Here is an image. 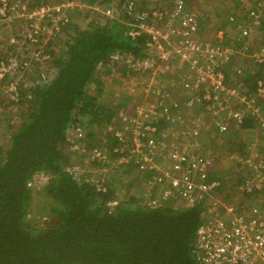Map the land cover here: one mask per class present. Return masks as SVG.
I'll return each instance as SVG.
<instances>
[{
    "label": "built area",
    "instance_id": "built-area-1",
    "mask_svg": "<svg viewBox=\"0 0 264 264\" xmlns=\"http://www.w3.org/2000/svg\"><path fill=\"white\" fill-rule=\"evenodd\" d=\"M158 1L137 9L136 0H126L122 7L100 9L104 18L123 24L129 39L145 37L144 54L115 52L98 63L118 74L114 81L130 102L105 124L101 146L86 147L81 128L68 129L74 159L65 170L102 192L106 177L134 172L136 183L152 191L144 198L147 205L201 206L192 246L196 264H264V139L232 154L242 174L236 191L247 197L239 207L215 196L220 181L210 176L213 162L196 152L202 132L224 133L231 123L238 127L250 120L264 138V0L245 9L237 33L225 43L221 36L198 37L201 17L186 0ZM70 6L82 11L83 0L34 6L28 0H0V24L24 22L19 44L0 56V92L10 101L19 99L21 73L50 57L49 41L69 23ZM231 14L230 20L238 17ZM238 58L246 61V71L234 68ZM168 77L184 97L170 95Z\"/></svg>",
    "mask_w": 264,
    "mask_h": 264
},
{
    "label": "trees",
    "instance_id": "trees-1",
    "mask_svg": "<svg viewBox=\"0 0 264 264\" xmlns=\"http://www.w3.org/2000/svg\"><path fill=\"white\" fill-rule=\"evenodd\" d=\"M253 1L235 0L238 17L230 20L228 14L220 27L234 30ZM83 25L67 23L66 47L42 62V77L32 80L29 97L23 93L13 103L0 92V107L10 112L0 118L6 120L0 144V264H196L192 246L201 206L151 207L144 191L133 188L136 175L106 177L102 192L65 170L72 161L71 125L85 121L102 128L115 114L107 93L113 81L98 63L115 52L144 54L145 37L129 39L115 19L96 17ZM14 32L3 55L21 40ZM40 174L48 180L34 191ZM222 189L217 194L229 198ZM41 197L48 201L45 214L55 219L37 227L29 215Z\"/></svg>",
    "mask_w": 264,
    "mask_h": 264
},
{
    "label": "crops",
    "instance_id": "crops-1",
    "mask_svg": "<svg viewBox=\"0 0 264 264\" xmlns=\"http://www.w3.org/2000/svg\"><path fill=\"white\" fill-rule=\"evenodd\" d=\"M36 1V2H35ZM28 0V3H30L31 6L34 5H38V4H43L46 2H54V1H59V0ZM126 0H101V1H97V0H83V4L84 6L82 7V11L78 10L75 6H70L69 8H67V14L69 16V23L73 22L75 25L79 26V27H84V23L90 22L91 20H95L96 17H103V15L100 13V9H102L103 7L106 6H113V7H122L125 4ZM171 0H159L158 4H166L169 3ZM137 4H136V8H142V7H152L151 3L149 2V0H136ZM192 11L197 12V13H201L199 12L198 9L195 8H190ZM127 20H131V17H126ZM82 21V23H81ZM13 25L16 24L15 27V31H18L16 33V35H18V33L21 34L23 26H24V22L20 19L17 20H13L11 22ZM67 24H64L62 26V30L64 29V27ZM69 25V24H68ZM9 28H14L12 27V25H9ZM9 28L6 29V27L2 26L0 27V38L1 37H5L3 40H5V43H9L10 42V38L14 37V31L9 30ZM68 28V26H67ZM10 33H9V31ZM62 30L60 31V33L55 34L51 40L49 41V48H50V57L52 56L51 53H58L60 50H63L66 46L63 42V37L64 34L62 33ZM238 28L236 27L234 30L230 29V30H223V29H216L213 30L212 32V36L210 38V40H214L215 38L221 36L222 38V43H225L229 40H232L233 35L237 33ZM20 31V32H19ZM234 33V34H233ZM8 34V36H7ZM10 35V37H9ZM260 37H257V39H259ZM20 41V40H19ZM260 42L264 43V40L262 38H260ZM42 64V63H41ZM38 64V65H33V67L28 68L26 71H24L23 73H21L20 75V79H19V99L17 101H11L13 103H18L23 96V93H26L25 97H29V92L28 89L31 86L32 80H37L39 79L40 81V76L42 77V65ZM233 66L234 68L239 66L241 68H243L245 71L247 70V64L246 61L243 59V61L240 60V62H235V60L233 61ZM181 70H177V72H180ZM108 73L106 74L108 76ZM250 77L251 74L249 73ZM168 80H170V78H166ZM234 79L231 77L229 79V83H231ZM166 89L169 91L170 95L172 97H184V94H181L180 92H178L175 88L173 89V80L167 81V84H165ZM114 115V114H113ZM111 119V118H110ZM109 119V120H110ZM248 121V122H247ZM108 122V121H107ZM105 122L104 125L102 126V128H99L97 130V138H95V143H92L89 145V142L87 140V135H86V131L88 128V125L85 123V121H80V123H73L71 126H79L84 134V139H83V143L86 147L91 148L93 145H99L101 146V140L102 138L105 136L106 132L104 131V126L107 123ZM246 122V123H245ZM243 123H245V126H242V124L238 127H235L233 123L230 124V130H228L227 132H224L222 135L223 139L221 140V144L223 148H227L230 146L229 142V136L233 133H241L243 134V132H247L251 131V133H258V137L256 138V143H261V141L264 139L262 137V134L259 131V128L254 125L250 120H246ZM244 125V124H243ZM88 132V131H87ZM71 132L67 131V136H68V140L70 137H72V135L70 134ZM89 133V132H88ZM215 133H218L217 131H214L213 129H209L207 131L202 132L198 137H197V142H198V146L196 148V152L208 157L209 159H211V161L213 162V171L211 172L210 176L214 177L216 179H218L220 181L219 187L223 188L222 190H224V188H226L225 192L228 193L232 198H222V194H217V190L215 192V196L218 199L221 200H226L229 203H235L237 205V207L241 206V205H245L246 201H247V197H242L240 196L237 191H236V185L241 177V171L239 169V165L236 163V161L232 158V153L238 151L239 149L246 148L247 149L250 147L249 146V140H244V141H240L238 143V145L233 148L232 150L228 151L225 153V156L227 157L226 159L228 160L227 162H229L230 168L232 169V174L228 175L230 173H225L223 169L221 170H217L216 169V165H219V163H222V158L219 160V162L214 158V156L212 154H208L206 153L205 150V144L206 142H210L213 145H219V143H217V141L215 140ZM207 135H211L212 138L206 137ZM252 136V135H251ZM241 136H239L240 138ZM91 143V142H90ZM242 148V149H243ZM236 149V150H235ZM69 151V150H68ZM230 153V154H229ZM69 154L71 155V159H74V156L69 152ZM228 155V156H227ZM231 155V156H230ZM75 157H77V153H75ZM131 172V170L129 171V173ZM125 176V174H123ZM132 176H134V172L132 173ZM136 184V183H135ZM142 187V191H144V196H151L152 195V191H146V188L141 185ZM229 188H232L229 189ZM141 191V189H140Z\"/></svg>",
    "mask_w": 264,
    "mask_h": 264
},
{
    "label": "rangeland",
    "instance_id": "rangeland-1",
    "mask_svg": "<svg viewBox=\"0 0 264 264\" xmlns=\"http://www.w3.org/2000/svg\"><path fill=\"white\" fill-rule=\"evenodd\" d=\"M186 4L188 5V8H195L199 10V12H201L200 14L197 13L200 17H201V22L202 25L199 27V31H198V37L203 38V39H210L212 36V32L213 30H216L218 28L222 29L220 27V21H222L224 19L225 16H227L228 14L232 15L231 13H235L237 10L235 9L236 4H235V0H186ZM235 4V6H234ZM251 5V3H247V7H249ZM246 7V8H247ZM219 16V18H218ZM82 23V21H81ZM12 25V27L14 28H9V25ZM4 27L9 28V30L14 31L16 24H12L11 22L9 23H3L1 24ZM8 30V31H9ZM9 31V33H10ZM8 36V34H7ZM10 37V35H9ZM5 37H1L0 38V55H3V53L5 52L4 46H6L7 44L5 43V40H3ZM19 40L15 41V45H18ZM243 61L242 58H238L235 60V62H240ZM108 77H110L113 81V83L111 85H109V91L107 92L109 95H111L112 97H110L112 100H109V103L114 104L115 102H120L123 105L128 103L130 100L128 99V95L121 89V85L120 87L118 85H116L117 83H115L114 80L119 81V76L117 73L113 72L112 75H108ZM3 111V112H2ZM5 112H8V109H3L2 107H0V118H4L5 116H9L8 112L7 114H5ZM6 124V120L5 119H1L0 120V144L5 143V140L3 139V131L4 128L3 126ZM90 126H88L87 131L91 132V136L89 135L87 137V140H90L91 143H95V138H97V130L99 128L95 127L94 129H92ZM223 133H215V140L217 141V143H219V145H213L210 142H206L205 144V150L206 153L208 154H212L214 156V158L219 162V160L222 158V163H219V165H216V169L217 170H221L223 169L225 173H230L228 175L232 174V169L230 168L229 162H227L228 160L226 159L227 157L225 156V153L232 150L233 148H235L238 143L240 141H244L247 139L249 140V143L251 144V142L253 143V141H256V138L258 137V133H251V131L247 132H243V134L241 133H233L229 136V139L231 142H229L230 146L227 148H223L222 144H221V140L223 139L222 135ZM256 134L257 137H254ZM252 135V136H251ZM239 136H241L239 138ZM206 137L212 138L211 135H207ZM213 139V138H212ZM243 148V147H242ZM239 149L236 152H241L243 149ZM254 149V147H253ZM236 150V149H235ZM245 150V149H244ZM234 152V153H236ZM232 153V154H234ZM230 154V153H229ZM231 154V155H232ZM230 155V156H231ZM71 156V155H70ZM228 156V155H227ZM120 174H122L121 172H114L112 175L116 176L114 177L117 178L118 176H120ZM125 174V173H124ZM111 175V176H112ZM127 175V173L125 174ZM121 177H125L123 174ZM121 177H118L119 179ZM35 185H34V191L35 190H39V187L41 186V184H44L47 182L48 180V176H44L42 174L38 175L35 179ZM136 182V181H135ZM133 188L137 189L138 193L141 189L142 191V187L139 184H135L133 183ZM124 188H119V191H122ZM232 190V188H229ZM224 190H226V188H224ZM137 193V192H136ZM145 197V196H143ZM230 198H232L230 196ZM41 200H39V202L35 203L33 205V212H31V214L29 215L31 217V221L32 223H35L37 227H41L44 226L45 224H48L49 221L51 219H55V217L52 214H49L50 212H48V214H45V211H47L46 209V205L48 204V201L46 199H44L43 197L40 198ZM47 213V212H46Z\"/></svg>",
    "mask_w": 264,
    "mask_h": 264
},
{
    "label": "clouds",
    "instance_id": "clouds-1",
    "mask_svg": "<svg viewBox=\"0 0 264 264\" xmlns=\"http://www.w3.org/2000/svg\"><path fill=\"white\" fill-rule=\"evenodd\" d=\"M103 18H104V17H103ZM7 23H9V22H7ZM11 38H13V37H11ZM11 38H10V39H11ZM109 78H110V77H109ZM110 79H111V78H110ZM111 80H112V79H111ZM128 99L130 100V98H128ZM129 102H130V101H129ZM119 103H120V102H117V103L115 102V103H114L115 111L118 109L119 106L123 105V104H121V103H120L121 105H119ZM124 105H125V104H124Z\"/></svg>",
    "mask_w": 264,
    "mask_h": 264
}]
</instances>
